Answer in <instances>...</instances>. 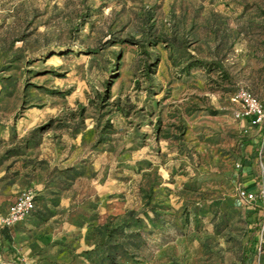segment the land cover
Segmentation results:
<instances>
[{
    "label": "rangeland",
    "instance_id": "374dc122",
    "mask_svg": "<svg viewBox=\"0 0 264 264\" xmlns=\"http://www.w3.org/2000/svg\"><path fill=\"white\" fill-rule=\"evenodd\" d=\"M239 88L264 105V0H0V197L35 194L0 264H98L131 210L137 264H264Z\"/></svg>",
    "mask_w": 264,
    "mask_h": 264
},
{
    "label": "trees",
    "instance_id": "16d2710c",
    "mask_svg": "<svg viewBox=\"0 0 264 264\" xmlns=\"http://www.w3.org/2000/svg\"><path fill=\"white\" fill-rule=\"evenodd\" d=\"M155 42V41H154ZM157 42V41H156ZM218 63L214 62H206L201 59H194L189 61L184 67L186 70H189L194 67H202L208 70L218 68L216 65ZM147 70H150L149 64L146 65ZM241 122L244 123V128L242 129L244 132L247 131V127H250V121L248 118H244ZM253 127V126H252ZM42 127L38 128L41 129ZM259 131L264 133V126H259ZM241 149L240 151L249 152V154H253L260 151L258 148H252V143L250 140L244 138L241 140ZM240 162L244 160V153L239 154L237 158ZM11 203V202H10ZM9 203V204H10ZM8 204V205H9ZM35 209V208H34ZM256 212V208L250 206L249 213ZM138 220V215H134L133 211H128L127 216L123 219L121 225H116L115 227H111L108 223L105 224V233H99L103 236L102 241L93 242L94 237H90V231L87 233V239H92L91 242H88V247L84 249L86 254H91L100 249V257L98 264H137L136 262V252L142 244L141 233L135 229H130L132 222L134 220ZM262 222V217L257 225L258 230L260 229V225ZM20 223V222H19ZM18 224V223H17ZM16 224V225H17ZM15 226V225H14ZM13 226V227H14ZM9 228L4 227L0 229V233L5 236V238L9 241L11 236ZM132 249V251H130ZM89 260V259H88ZM242 264H247L248 255L244 253L242 255Z\"/></svg>",
    "mask_w": 264,
    "mask_h": 264
},
{
    "label": "built area",
    "instance_id": "2783aa9c",
    "mask_svg": "<svg viewBox=\"0 0 264 264\" xmlns=\"http://www.w3.org/2000/svg\"><path fill=\"white\" fill-rule=\"evenodd\" d=\"M232 100L241 106V109L234 113L235 119L242 121L246 117L249 119L251 126H264V105L256 95L246 88H239L232 95ZM236 167H241V164L236 163ZM236 190L238 197L249 205L258 200L262 209V222L259 232L260 235H264V168L261 167L256 191L242 185H239ZM34 208L35 194L30 189L21 190L7 206L6 210L0 212V229L13 227L28 217Z\"/></svg>",
    "mask_w": 264,
    "mask_h": 264
},
{
    "label": "crops",
    "instance_id": "0c3cea01",
    "mask_svg": "<svg viewBox=\"0 0 264 264\" xmlns=\"http://www.w3.org/2000/svg\"><path fill=\"white\" fill-rule=\"evenodd\" d=\"M10 197H0V212H4L8 206V204L10 203V201H5L6 199H9ZM8 230V229H7ZM9 231V230H8ZM10 233V232H9Z\"/></svg>",
    "mask_w": 264,
    "mask_h": 264
}]
</instances>
